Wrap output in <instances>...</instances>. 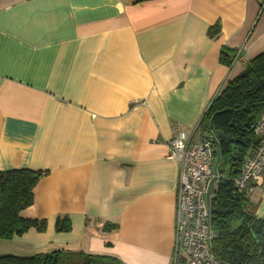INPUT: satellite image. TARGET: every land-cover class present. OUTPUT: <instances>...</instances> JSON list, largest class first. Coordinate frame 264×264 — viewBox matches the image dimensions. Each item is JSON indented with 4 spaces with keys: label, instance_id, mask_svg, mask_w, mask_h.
Returning <instances> with one entry per match:
<instances>
[{
    "label": "crops",
    "instance_id": "0c3cea01",
    "mask_svg": "<svg viewBox=\"0 0 264 264\" xmlns=\"http://www.w3.org/2000/svg\"><path fill=\"white\" fill-rule=\"evenodd\" d=\"M262 55L264 0H0V172L46 173L22 216L47 230L11 242L174 264L168 144L205 139L214 98ZM251 201L264 217V180Z\"/></svg>",
    "mask_w": 264,
    "mask_h": 264
},
{
    "label": "trees",
    "instance_id": "16d2710c",
    "mask_svg": "<svg viewBox=\"0 0 264 264\" xmlns=\"http://www.w3.org/2000/svg\"><path fill=\"white\" fill-rule=\"evenodd\" d=\"M219 27L211 28L209 36L217 37ZM230 54L223 49L221 62L233 64ZM260 85L252 92V80ZM264 108V55L248 64L245 71L230 81L214 98L200 123L203 134L210 132V122L214 118V132L232 135L231 145L220 141L222 161L229 166L228 179H221L211 199L212 226L216 234L214 255L226 264H264V217L257 215L258 206L250 198L237 193L233 178L240 169L243 158L231 160L234 145L240 141L239 150L245 155L254 143L253 127ZM221 161V163H222ZM236 167V168H235ZM223 174V171H219ZM46 173L18 169L0 172V240L11 241L31 231L43 233L47 230V220L26 219L22 212L35 201L34 191ZM68 217H59L56 231L70 232ZM60 252L31 257L0 255V264H58ZM79 255V253H78ZM78 264H125L118 258L80 254Z\"/></svg>",
    "mask_w": 264,
    "mask_h": 264
},
{
    "label": "built area",
    "instance_id": "2783aa9c",
    "mask_svg": "<svg viewBox=\"0 0 264 264\" xmlns=\"http://www.w3.org/2000/svg\"><path fill=\"white\" fill-rule=\"evenodd\" d=\"M193 136V131L181 132L168 144V159L180 170L174 264H226L213 253L216 234L206 198L215 176L217 135L210 131L199 142H193ZM253 136L252 149L243 156L242 165L233 178L237 193L250 199L264 180V108L253 127ZM217 171L219 181L228 179Z\"/></svg>",
    "mask_w": 264,
    "mask_h": 264
},
{
    "label": "rangeland",
    "instance_id": "374dc122",
    "mask_svg": "<svg viewBox=\"0 0 264 264\" xmlns=\"http://www.w3.org/2000/svg\"><path fill=\"white\" fill-rule=\"evenodd\" d=\"M252 149L250 146L246 153H249ZM219 171H223L224 173H229L227 161H222L219 165ZM256 198V195L253 197ZM65 250V249H64ZM0 252L7 253L10 255H17V256H27L31 257L33 254L31 253V249L25 245H19L18 243L14 244L11 241L0 240ZM43 255H48L51 253H42ZM82 253H79V255ZM6 255V254H0ZM59 256L58 264H78L83 257H80L78 254L75 253H67L61 251V254H57Z\"/></svg>",
    "mask_w": 264,
    "mask_h": 264
},
{
    "label": "water",
    "instance_id": "95a60500",
    "mask_svg": "<svg viewBox=\"0 0 264 264\" xmlns=\"http://www.w3.org/2000/svg\"><path fill=\"white\" fill-rule=\"evenodd\" d=\"M252 83L253 84H252V87L250 88L249 92L254 91L260 85V81L258 79H253ZM215 116L213 117V119L210 122V131H212V132L214 131V118H215ZM216 135H217V138L214 141V144L216 145V147L218 149V153H217V162H216V165H215V168H214L215 176H214V178L211 180V182L209 184L208 192H207V195H206L207 203L209 205L211 204V199H212V197L215 194L216 186L219 183V178L217 177V174H218L217 170H218V167H219V165L221 164V161H222L220 141L224 140L227 143V145H231V141H232V138H233L232 135H226V134H224L222 132H216ZM237 143L243 145L240 141H237ZM233 149H234V151L232 152L231 160H236L237 158L242 159L243 156H244L243 152L241 150H238L237 147H234Z\"/></svg>",
    "mask_w": 264,
    "mask_h": 264
},
{
    "label": "flooded vegetation",
    "instance_id": "af4514ba",
    "mask_svg": "<svg viewBox=\"0 0 264 264\" xmlns=\"http://www.w3.org/2000/svg\"><path fill=\"white\" fill-rule=\"evenodd\" d=\"M234 147H237V149L239 150L240 146L237 144V145H234Z\"/></svg>",
    "mask_w": 264,
    "mask_h": 264
}]
</instances>
